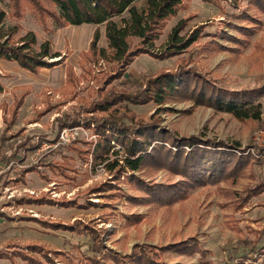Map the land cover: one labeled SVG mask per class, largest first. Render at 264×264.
Returning a JSON list of instances; mask_svg holds the SVG:
<instances>
[{"label": "trees", "instance_id": "1", "mask_svg": "<svg viewBox=\"0 0 264 264\" xmlns=\"http://www.w3.org/2000/svg\"><path fill=\"white\" fill-rule=\"evenodd\" d=\"M189 1L8 0L9 12L0 9V59L15 62L22 69L32 73L60 63L62 54L52 48L50 40H44L36 48L37 35L32 30L17 37L16 33L21 28L19 22L4 29L3 22L7 14L20 19L29 10L47 31L83 23L96 25L88 49L82 52L79 67L83 70L84 77L92 74L93 67L100 66V62L109 65L110 70L106 72L100 66L96 74L98 80L96 79L97 83L90 99H84V105L76 113L63 112L56 119L59 123L58 129L65 126H82L95 136L90 140H82L84 147L72 145V149L82 163L91 168L102 165L109 175L104 181L89 186L88 191L109 200L111 208L114 207L111 201L122 198L131 205H142L157 211L171 207L175 202H182L192 189L213 185L220 195L227 199L225 206L231 205L234 212H237L248 204L250 197L264 192V179L253 186L244 185L242 192L236 191L235 187L241 184L242 179L252 175L255 162L259 160L252 154L245 153L238 142L206 138L197 134L183 135L162 124L161 112L172 110L164 106L169 101H191L193 106L204 105L215 111H224L240 121L260 120L264 71L256 77L253 85L243 89H231L222 85L216 78L197 70L191 65L189 54L182 56L206 34L207 22H200L182 33L194 15L188 13L177 20L160 45L156 44L168 21L179 11L187 10ZM202 1L215 6H221L222 1H226L232 7L240 9L243 0ZM246 5L264 13V0H246ZM231 17L238 20L247 19L251 24L236 25L225 20V24L232 26L241 36L223 31L220 34L223 42L211 37L200 45V52L239 50L249 45L251 36L259 28L264 29L259 19L251 16L243 7L239 13H231ZM49 22L52 27H49ZM99 25L104 26L106 47H100L98 44ZM224 41L234 43L235 47L225 44ZM140 54L161 60L178 56V63L173 69L160 68L140 77L126 78L125 72L129 64ZM93 77L95 78V74ZM119 78L132 84L134 89L114 86L112 82ZM102 80L103 85L98 86ZM78 82L80 78L74 67L67 64L66 91L71 92ZM3 90L4 86L0 81V93ZM28 93L29 89L24 88L14 97L11 105L3 108L6 128L17 119L19 108ZM151 101L155 107L147 117L137 115L126 104ZM14 156L5 155L2 159ZM49 166L58 167L64 174L63 166L57 163ZM34 170L32 164L22 167L14 180L24 182L25 174ZM160 170L178 175L179 179L173 182L155 181L152 176ZM1 179L2 177L0 182ZM222 183L224 186H221ZM124 186L132 193L125 191ZM25 201L80 208L96 205L90 199L82 204L75 199L59 200L46 194L32 200H18ZM112 215L110 212L99 217V220L108 223ZM124 219L128 224H136L143 219V215L130 213L125 215ZM239 221L241 219L230 218L227 224L240 230L237 226ZM41 223L52 229L88 235L90 254H81L80 257L77 256V260L67 255V262L62 263L58 257L65 256L64 251L44 244L27 243L12 252L0 249V258L14 260L19 257L29 264H42V258L47 264H181L167 262L165 254H198L204 259L207 253L196 237L160 245L134 243L128 253H120L106 245L105 239L106 235L110 234L109 229L98 226L97 222L75 219L72 222L44 220ZM246 228L249 232H254L248 225ZM251 249L253 251L255 247ZM259 249L260 252L264 251V246ZM236 264H244V260ZM256 264H264V258Z\"/></svg>", "mask_w": 264, "mask_h": 264}, {"label": "rangeland", "instance_id": "2", "mask_svg": "<svg viewBox=\"0 0 264 264\" xmlns=\"http://www.w3.org/2000/svg\"><path fill=\"white\" fill-rule=\"evenodd\" d=\"M242 7L251 16L258 18L264 26V13L257 12L242 1ZM232 7L222 1L221 6L208 4L202 0H190L189 8L181 10L171 18L163 33L156 41L160 45L171 27L183 16L193 13V17L182 33L200 22H207L206 34L182 54L190 55L191 65L207 76L216 78L222 85L231 89H243L254 84L256 77L264 71V29L259 28L251 36L249 45L239 50H222L200 52L202 43L211 37L219 42L221 32H229L241 36L232 26H227L225 20L236 25H250L247 19L238 20L231 13H239L242 9ZM0 9L9 12L8 0H0ZM16 22L21 25L16 36L32 30L37 35V48L44 40H50L52 48L62 54L60 63L50 68H42L32 73L19 67L15 62L0 59V81L4 90L0 93V158L4 155H15L11 158L13 166L5 175V184L0 185V249L12 252L27 243L44 244L56 250H62L65 256L59 255L62 263L67 262V255L77 260L81 254H90L88 248L89 236L67 230L52 229L42 225L41 221L72 222L79 219L83 222H97L105 226L110 234L106 235V245L120 253H128L134 243L166 244L196 237L201 246L207 250L204 259L198 254L192 256L167 252V262L181 264H236L244 260V264H256L264 257L257 256L259 248L264 246V192L250 197L248 204L237 212L227 202L213 185L190 190L188 197L182 202H175L171 207L161 210H151L142 205H131L122 198L113 202L88 191L89 186L98 184L108 178V174L99 167L91 168L81 162L72 149V145L84 147L82 140L92 138L89 129H83L79 136L70 142L61 143L56 147L42 150V144H54L58 140L57 116L63 112L74 114L84 105V99L89 100L96 85V74L100 66L109 72V65L100 62L93 67L92 74L83 76L79 67L82 52L88 49L89 41L96 25L83 23L67 25L47 31L37 22L31 11H26L20 19L6 15L3 27L7 29ZM49 27H52L49 22ZM99 46L106 47L104 26L99 25ZM235 47L234 43L224 41ZM178 56L167 59H155L147 54H140L128 66L126 78L140 77L150 74L160 68L173 69ZM67 64L74 67L80 82L71 92L66 91L65 69ZM98 67V68H97ZM95 74V78L93 77ZM98 80V79H97ZM117 88L133 90L132 84L122 78L112 82ZM103 85V80L98 86ZM24 88L29 89L15 122L6 128L4 120L5 106H9L14 97ZM76 93V95H74ZM83 98V99H81ZM260 120L248 119L240 121L224 111H215L210 107L193 106L191 101H169L164 104L172 110H163L160 114L162 124L179 134H197L206 138H217L227 142L236 141L241 149L250 153L258 162L252 169V175L244 177L235 189L242 192L246 184L255 185L264 179V153L254 142L253 133L264 127V95L260 98ZM127 106L137 115L147 117L152 113L154 102L135 104L127 102ZM254 147V153L248 148ZM260 154V155H259ZM57 163L63 166L64 174L58 167L49 164ZM39 164L35 172L27 175L24 182L14 180L18 170L24 166ZM69 176L73 177H67ZM136 174L140 175L136 172ZM8 177V179H7ZM155 181L173 182L179 179L165 170L153 174ZM146 179L148 180L149 177ZM221 186H224L223 183ZM8 188V189H7ZM30 189L33 192L26 191ZM124 190L132 193L124 186ZM46 194L59 200H77L85 204L88 199L96 205L86 208L62 206L59 204H37L34 202H18L19 199L32 200ZM113 213L108 224L100 222L99 217ZM139 213L143 219L136 224L125 222L124 216ZM230 218L241 219L240 230L228 226ZM246 225L254 232H249ZM11 246V247H10ZM255 249L252 251V247ZM21 249V248H20ZM243 257V258H242ZM204 260V261H203ZM42 264H47L42 258ZM0 264H29L19 257L14 260L0 258Z\"/></svg>", "mask_w": 264, "mask_h": 264}, {"label": "built area", "instance_id": "3", "mask_svg": "<svg viewBox=\"0 0 264 264\" xmlns=\"http://www.w3.org/2000/svg\"><path fill=\"white\" fill-rule=\"evenodd\" d=\"M83 129L84 128L82 126H65L59 129L57 142H55L54 144H49V145L42 144L41 149L45 150V149H48L49 147H56V145L61 144V143H66V142L68 143L71 140L75 139L77 136H79V134L81 133ZM93 138H95V136L92 134V138L90 139H93ZM253 140L259 146V148L262 147L261 151L264 153V127L258 128L257 130L254 131ZM248 150H251L252 153H254V147L248 148ZM13 163H14L13 160H9L7 163H3L0 160V178L3 176L5 172H7L12 167ZM98 167L102 171H104V168L102 167V165ZM28 191L32 193V191L30 190ZM256 255L257 256L260 255V257L261 256L264 257V252L263 251L257 252Z\"/></svg>", "mask_w": 264, "mask_h": 264}, {"label": "crops", "instance_id": "4", "mask_svg": "<svg viewBox=\"0 0 264 264\" xmlns=\"http://www.w3.org/2000/svg\"><path fill=\"white\" fill-rule=\"evenodd\" d=\"M26 97V96H25ZM25 99V98H24ZM11 105V104H10ZM22 106V105H21ZM20 109V108H19ZM19 112V111H18ZM5 156V155H4ZM8 156V155H7ZM3 158V156L0 158V160L3 162V163H7L9 160H11V158L12 157H9V158H7L6 160H3L2 159ZM34 167H35V169H38L39 167H40V165L39 164H37V165H35V164H32ZM13 166V165H12ZM25 167V166H24ZM12 168V167H11ZM11 168L7 171V172H5L4 174H3V176H2V179H1V182H0V185L2 184V183H4L5 182V179H4V177H5V175H7V174H9L10 173V171H11ZM33 172H35V170L34 171H30V172H27L26 174H25V176H24V181L27 179V175H29V174H31V173H33ZM105 172V171H104ZM106 173V172H105ZM109 176V175H108ZM7 179H8V177H7ZM19 182H21V181H19ZM25 190L26 191H28V190H30V189H26L25 188ZM30 191H32V190H30ZM33 192V191H32ZM109 223V222H108ZM108 223H104V224H108ZM264 252V251H263Z\"/></svg>", "mask_w": 264, "mask_h": 264}, {"label": "water", "instance_id": "5", "mask_svg": "<svg viewBox=\"0 0 264 264\" xmlns=\"http://www.w3.org/2000/svg\"><path fill=\"white\" fill-rule=\"evenodd\" d=\"M125 75L127 76L128 74H127V73H125Z\"/></svg>", "mask_w": 264, "mask_h": 264}]
</instances>
